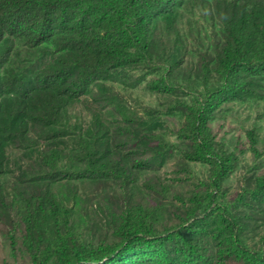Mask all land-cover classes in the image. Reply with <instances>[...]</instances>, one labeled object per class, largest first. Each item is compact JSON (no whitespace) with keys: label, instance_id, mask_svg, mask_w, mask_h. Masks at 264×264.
<instances>
[{"label":"rangeland","instance_id":"obj_1","mask_svg":"<svg viewBox=\"0 0 264 264\" xmlns=\"http://www.w3.org/2000/svg\"><path fill=\"white\" fill-rule=\"evenodd\" d=\"M226 2L188 1L172 27L154 4L151 64L120 68L94 82L57 128L64 137L50 139L40 127L32 132L39 151L8 143L0 173V264H33L24 218L28 208L54 204L61 215L65 208L71 211L74 247L113 248L102 264H168L169 256L186 261L183 240L172 235L203 217L209 218L204 242L213 264H263L238 251L222 230V217L235 223V236L247 250L264 255V190L258 187L264 178V73L250 76L253 87L245 97L214 109L207 124L214 148L208 155L194 158L189 134L204 99L221 86L217 67L227 43ZM0 49L5 52L0 75L8 79L33 77L72 58L58 45L33 48L10 36ZM84 140L98 142L127 174L97 177L67 170ZM49 147L65 152L58 170L42 164L40 153ZM135 204L152 212L154 239H127L122 233L125 211ZM54 221L47 213L34 226L42 251L54 245Z\"/></svg>","mask_w":264,"mask_h":264},{"label":"trees","instance_id":"obj_2","mask_svg":"<svg viewBox=\"0 0 264 264\" xmlns=\"http://www.w3.org/2000/svg\"><path fill=\"white\" fill-rule=\"evenodd\" d=\"M188 1L191 0H0V47L10 36L26 41L33 48L48 49L58 45L69 50L72 56L65 64L58 62L36 72L33 77L22 75L8 79L0 75V173L9 142H19L39 151L38 144L31 140L32 132L40 127L50 139L64 137V134L58 137L57 128L66 124L64 116L69 107L78 103L94 82L120 68L151 64L150 26L154 4L165 12L172 27L178 10ZM225 12L227 43L217 67L222 77L221 86L213 97L204 99V107L196 112L189 131L196 145L195 159L208 155L214 148L207 126L214 109L224 102L245 97L253 87L250 76L264 73V0H227ZM60 13L64 16L59 17ZM3 55L5 52L0 49V61ZM97 144L84 140L83 151L67 160V170L76 169L84 175L97 177H111L113 172L127 174L125 168L115 163ZM40 154L42 164L52 170L60 169L64 159L66 161L65 152L54 147ZM258 187L264 190V178ZM54 206L28 208L24 218L29 231L26 243L33 264L109 262L113 255L111 246L95 249L73 246L71 211L65 208L61 215L59 206ZM46 212L55 219V237L54 245L42 251L43 238L37 235L36 240L33 229L38 218ZM125 212L122 233L127 239L140 235L154 239L156 229L152 212L142 204H135ZM208 225L209 218L203 217L177 230L172 236L183 240L188 260L169 256L168 264H213L210 248L204 242ZM222 230L235 239L238 251L248 260L264 264V255L252 253L242 245L235 236V223L225 215Z\"/></svg>","mask_w":264,"mask_h":264}]
</instances>
